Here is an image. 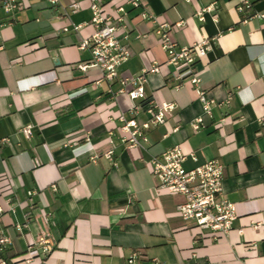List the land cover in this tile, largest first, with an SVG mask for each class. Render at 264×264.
Segmentation results:
<instances>
[{
	"label": "crops",
	"instance_id": "1",
	"mask_svg": "<svg viewBox=\"0 0 264 264\" xmlns=\"http://www.w3.org/2000/svg\"><path fill=\"white\" fill-rule=\"evenodd\" d=\"M71 1L23 0L15 15L0 12V231L21 255L17 264L42 235L53 249L45 256L37 249L31 264H123L135 251L137 264H264V0L243 12L241 0H143L160 22H185L169 34L178 46L213 38L193 63L213 100L208 112L167 63L155 24L122 0H104L103 9L126 10L130 57L112 81L96 67L81 70L91 53L79 45L94 28L86 0L65 15ZM214 1L217 20L205 12L199 21L196 12ZM154 62L145 98L109 93ZM163 102L174 105L165 121L145 130L143 148H126L118 116L141 124ZM177 145L197 156L187 169L213 158L223 164V193L237 210L225 237L199 236L175 213L182 197L155 188L151 158Z\"/></svg>",
	"mask_w": 264,
	"mask_h": 264
},
{
	"label": "built area",
	"instance_id": "2",
	"mask_svg": "<svg viewBox=\"0 0 264 264\" xmlns=\"http://www.w3.org/2000/svg\"><path fill=\"white\" fill-rule=\"evenodd\" d=\"M83 0H72L63 8L65 15L68 12H76L80 9V2ZM91 12L89 23L94 30L91 35L85 38L79 48H88L91 53V61L88 64H79L81 70L87 67H96L100 70L101 78L107 81L115 80L118 77L119 66L128 60L131 51L123 41L127 38L125 32L126 10L122 5L113 7L112 12L103 9L104 0H86ZM126 5L140 9V17L155 24V33L160 38V45L167 54V63L175 66V75L179 80L188 79L194 86L198 94V100L203 108L208 112L211 108L212 99H209L205 91L200 87V78L193 68L196 59L205 57L213 38L203 37L191 42L187 46H178L170 38V32L182 27L185 22L180 20L175 23L160 22L157 17L147 8L143 0H122ZM253 0H241L237 9L241 12L252 8ZM52 6H59L60 0H48ZM24 8L23 0H0V12L9 17L15 15ZM217 2H211L196 12L199 21H204V13H212V18L217 20ZM83 24L73 25V30H79ZM69 30L68 27L63 28ZM123 34V35H120ZM158 64L154 62L149 69H143L135 76L122 77L119 79L120 87L116 92L109 90L112 96L127 93L132 99L145 98L143 84L146 75L150 71H157ZM148 108L150 118L139 124L134 118L127 119L123 114L118 116L122 123L119 127V138L126 148H143L147 142L145 130L150 127L162 124L166 114L174 108L173 103L163 102L152 104ZM139 105H133L131 113L135 114ZM199 119L193 123V128H199ZM20 132L28 137L32 132V125L28 124L20 129ZM110 137V136H109ZM85 140L89 141L90 136L86 134ZM109 141L111 139L109 138ZM63 145L70 144L68 139L63 140ZM106 157L112 160V150L105 153ZM92 156V160L96 159ZM190 158L197 160L193 151L185 152L180 146H173L167 149L158 157L150 160V169L156 179L155 188L164 190L171 194H177L182 200L176 205L175 213L182 220L191 223L197 230L199 236H204L207 232L212 240L225 237L231 230L232 222L237 217L235 203L227 200L222 189L224 178V166L216 158L206 160L193 168L184 167V162ZM55 189V188H54ZM7 201H10L8 197ZM0 204V215L3 213ZM19 229V227H18ZM10 240L0 231V252L8 247ZM255 246V245H253ZM37 249H40L45 256L53 247L47 238L42 235L28 248V254L23 261L31 264L32 258L36 256ZM140 255L133 252L123 264H137ZM0 264H7L6 260L0 258Z\"/></svg>",
	"mask_w": 264,
	"mask_h": 264
},
{
	"label": "trees",
	"instance_id": "3",
	"mask_svg": "<svg viewBox=\"0 0 264 264\" xmlns=\"http://www.w3.org/2000/svg\"><path fill=\"white\" fill-rule=\"evenodd\" d=\"M21 255H17L12 252L10 247H6L2 252H0V258H3L6 260L7 264H17L18 259Z\"/></svg>",
	"mask_w": 264,
	"mask_h": 264
}]
</instances>
